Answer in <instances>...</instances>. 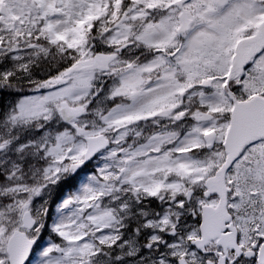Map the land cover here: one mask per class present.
Masks as SVG:
<instances>
[{"label": "snow or ice", "instance_id": "obj_1", "mask_svg": "<svg viewBox=\"0 0 264 264\" xmlns=\"http://www.w3.org/2000/svg\"><path fill=\"white\" fill-rule=\"evenodd\" d=\"M0 264H264V0H0Z\"/></svg>", "mask_w": 264, "mask_h": 264}]
</instances>
